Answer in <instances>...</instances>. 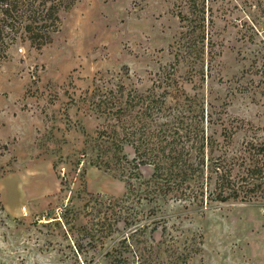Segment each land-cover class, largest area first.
Wrapping results in <instances>:
<instances>
[{
    "label": "rangeland",
    "instance_id": "rangeland-1",
    "mask_svg": "<svg viewBox=\"0 0 264 264\" xmlns=\"http://www.w3.org/2000/svg\"><path fill=\"white\" fill-rule=\"evenodd\" d=\"M66 2L50 42L17 41L0 62V264H136L130 249L112 254L129 231L110 203L125 180L85 91L152 88L171 105L187 96L222 150L264 147V0ZM90 197L100 201L86 215ZM118 205L146 225L148 264H264L262 195Z\"/></svg>",
    "mask_w": 264,
    "mask_h": 264
},
{
    "label": "trees",
    "instance_id": "trees-1",
    "mask_svg": "<svg viewBox=\"0 0 264 264\" xmlns=\"http://www.w3.org/2000/svg\"><path fill=\"white\" fill-rule=\"evenodd\" d=\"M66 1L0 0V62L17 41L35 48L50 42L59 28L60 9L69 5ZM191 60L202 62L200 57ZM184 100V104H167L164 95L152 88L137 92L122 84H96L85 91L84 101L99 121L95 136L123 168L124 192L118 201L110 202L118 208L111 207L117 217L114 224L120 220L129 229L112 249L118 259L128 249L136 264H148L151 255L150 246L139 238L146 225H138L136 212L128 206L121 209L118 202L141 204L159 198L201 205L206 200L264 196V147L251 144L241 153H227L213 132L208 133L213 122L202 106L187 96ZM125 146L130 157L122 153ZM141 167L147 168L146 175L140 173ZM94 200L96 205L100 201L90 197L83 204L86 215L91 214ZM95 213L103 212L96 209ZM100 225L103 232L108 223L105 228Z\"/></svg>",
    "mask_w": 264,
    "mask_h": 264
}]
</instances>
